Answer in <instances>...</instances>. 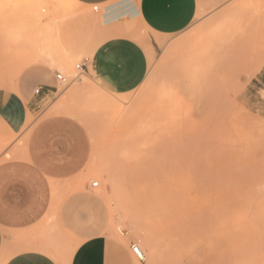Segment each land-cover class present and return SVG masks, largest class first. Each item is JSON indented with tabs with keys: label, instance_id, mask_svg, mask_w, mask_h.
Instances as JSON below:
<instances>
[{
	"label": "rangeland",
	"instance_id": "rangeland-1",
	"mask_svg": "<svg viewBox=\"0 0 264 264\" xmlns=\"http://www.w3.org/2000/svg\"><path fill=\"white\" fill-rule=\"evenodd\" d=\"M197 3L193 22L177 35L122 23L143 47L153 40L155 52L142 84L116 95L75 69L103 32L92 8L0 0V79L16 81L26 58L44 55L49 74L69 82H55V93L28 117L24 138L57 115L78 129L86 153L65 187L89 202L80 200L54 260L102 236L111 264H264V63L256 60L264 55V0ZM212 87L216 95L196 112ZM57 220L53 214L48 222ZM132 245L144 247L143 261Z\"/></svg>",
	"mask_w": 264,
	"mask_h": 264
},
{
	"label": "crops",
	"instance_id": "crops-1",
	"mask_svg": "<svg viewBox=\"0 0 264 264\" xmlns=\"http://www.w3.org/2000/svg\"><path fill=\"white\" fill-rule=\"evenodd\" d=\"M69 2L77 8L99 7L94 13L103 32L94 41L84 73L96 88L116 95L142 84L155 52L153 40L143 47L131 39L126 24L137 22L152 35H177L191 25L198 8V0ZM25 60L16 81L0 79V149L13 153L10 160H3L5 154L0 156V264H111L109 245L102 236L82 239L66 260H54L56 249L64 244L59 237L71 233L72 220L79 217L80 200L89 202L88 196L65 187L79 174L86 153L78 129L57 115L33 124L24 138L28 117L38 113L42 101L56 88L46 68L47 57ZM50 61L61 66L60 60ZM36 88H41L38 95ZM53 214L58 222L50 224Z\"/></svg>",
	"mask_w": 264,
	"mask_h": 264
},
{
	"label": "built area",
	"instance_id": "built-area-1",
	"mask_svg": "<svg viewBox=\"0 0 264 264\" xmlns=\"http://www.w3.org/2000/svg\"><path fill=\"white\" fill-rule=\"evenodd\" d=\"M98 9H99V7H98L97 5L92 7V11H93V12H97ZM88 63H89V58H83V59L81 60V62L75 66V69H76L78 72H84V70L86 69V66L88 65ZM55 80H56L57 82H59V84H63V85H68V84H69V82H67V79L64 78V77H63L62 75H60V74H56V75H55ZM40 92H41V88H36V89L34 90V94H35V95L40 94ZM97 186H98V183H97V182H93V183L91 184V188H96ZM131 251H132V253H133V255H134V257H135V259H136L137 261H139V262L143 261V259H144L143 257H144V256H143V253L141 252V250L139 249L138 246H136V245H132V246H131Z\"/></svg>",
	"mask_w": 264,
	"mask_h": 264
},
{
	"label": "bare ground",
	"instance_id": "bare-ground-1",
	"mask_svg": "<svg viewBox=\"0 0 264 264\" xmlns=\"http://www.w3.org/2000/svg\"><path fill=\"white\" fill-rule=\"evenodd\" d=\"M260 6V5H259ZM74 11V10H73ZM221 28V27H220ZM215 29V28H214ZM213 30V29H212ZM212 32V31H211ZM214 32V31H213ZM217 32V28H216V30H215V33ZM209 34V33H208ZM198 38V37H197ZM49 52V51H48ZM42 53V52H41ZM50 53V52H49ZM50 55V54H49ZM66 56V55H65ZM48 57V56H47ZM256 60L258 61V60H260V62H261V64H263L264 63V55H261L260 57H258V59L256 58ZM52 62V61H51ZM53 64H54V62H53ZM56 65V64H55ZM58 65V64H57ZM62 66V65H61ZM61 66L59 65V68H60V70H61ZM261 66V65H260ZM260 66H258L257 68L259 69L260 68ZM256 69V68H255ZM257 69V70H258ZM256 70V71H257ZM195 83V82H194ZM197 83H199V82H197ZM200 84V83H199ZM198 85V84H197ZM196 86V85H195ZM196 87H199V85L198 86H196ZM206 87V86H205ZM209 87V86H208ZM202 89V88H201ZM210 90H208L209 92L207 93V95L205 96V99L199 104V107L197 108V110H196V112H201V110H203L204 108H206L207 107V105L209 104V100L210 99H212L215 95H216V88H214L213 89V87L212 88H209ZM193 91H195V90H193ZM195 92H197V91H195ZM194 92V93H195ZM203 92V91H202ZM201 92V94H203ZM198 94H199V92H198ZM197 94V97L199 96ZM193 95V94H192ZM201 96H203V95H201ZM193 97H194V95H193ZM195 99V98H194ZM199 99V98H198ZM201 99V98H200ZM196 101H197V99H196ZM196 104V103H195ZM56 106V105H55ZM120 107V106H119ZM53 108V107H52ZM59 108H60V105H59ZM62 109V108H61ZM61 109H59V110H54V112H58V111H60ZM72 113V112H71ZM81 116V115H80ZM73 117V116H72ZM87 121V120H86ZM7 156H9L8 154H7ZM111 229V228H110ZM109 229V230H110ZM142 247V250L140 249V247H139V249L141 250V252L143 253V256H144V254H145V250H143V246H141ZM148 250H149V254H148V258L147 259H150V258H154V256L152 255V252H151V249L150 248H148ZM144 258V257H143ZM144 260V259H143ZM152 261H154V260H152Z\"/></svg>",
	"mask_w": 264,
	"mask_h": 264
}]
</instances>
